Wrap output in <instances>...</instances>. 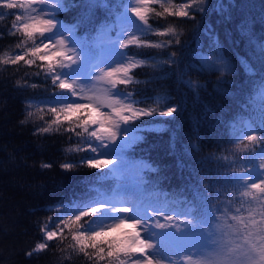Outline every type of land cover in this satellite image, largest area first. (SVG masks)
<instances>
[{
    "label": "snow or ice",
    "instance_id": "6c2138e0",
    "mask_svg": "<svg viewBox=\"0 0 264 264\" xmlns=\"http://www.w3.org/2000/svg\"><path fill=\"white\" fill-rule=\"evenodd\" d=\"M238 7L236 0L0 2V8L18 10L8 34L18 37L19 50L0 54V65L36 69L24 73L29 79L16 80L17 88L41 87L32 77L47 85L43 98L25 100L21 123L42 122L34 135L70 134L60 168L91 170L77 179L70 195L48 206L56 215L40 223L43 240L27 257L46 251L53 240H70L60 251L71 249L95 264H264V11L259 20L253 16L238 25L249 51L236 53L235 62L225 55L212 23L214 16L230 22ZM152 17L191 21L195 27L185 36L171 22L153 27ZM225 36L230 46L239 45ZM133 48L158 51L130 52ZM142 67L156 75L136 80L135 70ZM238 68L239 83L229 79ZM194 75H216L212 91L230 96L237 110L229 115L218 106L216 115L201 98L207 84ZM165 79L176 84L175 96L138 100L136 89H128L140 83L147 89ZM189 93L194 107L202 105L199 119L191 118L193 135L220 149L236 145L231 155L241 154L239 160L212 154L206 159L213 167L203 161L198 170L190 166L189 149L199 145L189 136V143L177 148ZM165 133L168 155L183 181L170 190L161 187L172 179L163 174L167 166L134 158L150 135ZM80 153L86 155L67 159Z\"/></svg>",
    "mask_w": 264,
    "mask_h": 264
},
{
    "label": "trees",
    "instance_id": "16d2710c",
    "mask_svg": "<svg viewBox=\"0 0 264 264\" xmlns=\"http://www.w3.org/2000/svg\"><path fill=\"white\" fill-rule=\"evenodd\" d=\"M236 4L239 7L232 10L233 17L230 22H223L222 18L215 16L212 19L219 39L224 42L225 55L232 58L233 62H235L236 53L247 55L249 51L246 42L239 37L238 25L245 18L251 20L253 16L259 20L261 12L264 11V0H236ZM17 11L16 9L0 8V54L5 51L10 53L19 51L15 48L18 37L8 34L14 21V13ZM197 19L199 20V16ZM149 22L153 27L165 26L166 23L171 22L177 26L178 30L183 31L185 36L190 35L195 27L194 22H185L172 17H169L168 21L152 17ZM259 28L260 25L257 23L255 29L258 31ZM226 33L231 35L232 40H239L237 47L230 46L225 36ZM80 34H84L83 30ZM148 38L159 39L155 36ZM129 51L155 54L158 50L133 48ZM139 58L143 59L144 57L140 56ZM26 71L34 72L36 69H25L22 64L21 66L0 65V264H95L94 261H89L82 254H77L71 249L65 252L60 251L70 240H65L64 244L53 240L46 251L34 255L32 258L25 255L27 251L32 250L38 242L43 240L40 223L49 215H56L55 212L46 210L48 206L54 205L70 195L76 186L77 179L91 171L81 169L79 172H66L60 168L59 165L66 160L64 149L70 143L68 140L70 134L34 135L35 128L42 122L29 120L27 123H21L26 115L25 100L33 97L42 98L46 95L42 77H32L30 80V82L40 84L41 87L35 89L16 87V80L29 79L24 76ZM134 75L136 80L143 82L150 76L156 75V72L150 67H142L136 69ZM242 76L243 70L238 68L237 74L229 79L239 83ZM193 79L207 84V93L202 92L201 98L211 107L217 109L216 115H219L218 106L227 109L229 115L237 110L236 103L230 96L219 95L212 91V86L218 79L216 75H194ZM128 89H136V99L143 100L145 97L157 94L175 96L176 84L165 79L147 89L143 83L131 84ZM182 91H187V89H182ZM233 91L234 89L229 87V92ZM193 99L194 97L189 93L188 110L184 114L183 126L179 133L180 143L177 144V148L181 149L183 145H187L188 137L192 136L193 143L199 147L196 151L189 149L188 163L192 168L198 170L201 167V161L204 162L205 167H213L208 164L206 158L212 154L216 156L229 155L232 152H226V150L232 148L233 145H227L226 150L220 149L213 141H208L206 138L198 140L193 135L191 118L199 119L202 111V105L193 106ZM200 136H205L204 128H201ZM167 141V133L163 137L155 134L150 135L147 143L138 146L134 158L145 157L150 162L162 167L167 166L163 174L171 176L172 179L170 183L165 182L161 187L170 190L179 188L183 181L177 178L178 173L173 165L175 158L168 155ZM140 149H144V151H140ZM82 155L86 154L80 153L67 159H78ZM41 163H51L53 166L50 169H43L40 167ZM184 175H187V172Z\"/></svg>",
    "mask_w": 264,
    "mask_h": 264
},
{
    "label": "rangeland",
    "instance_id": "374dc122",
    "mask_svg": "<svg viewBox=\"0 0 264 264\" xmlns=\"http://www.w3.org/2000/svg\"><path fill=\"white\" fill-rule=\"evenodd\" d=\"M138 58H139V57H138ZM44 86L47 87V85H44ZM46 95H47V93H46ZM42 98H43V97H42ZM236 147H237L236 145H233V147L230 148V149H228V150H226V152H228V151L234 152V151H236ZM263 147H264V146H263ZM240 155H241V154L238 153L236 156H232L231 153H230L228 156H229L230 159L239 160ZM229 192H237V190H236V189H230ZM213 195H215V194H213ZM237 195H238V192H237ZM226 198H227V195H226V194L221 196V200H222V201H223V200H226ZM178 219H179V218H178Z\"/></svg>",
    "mask_w": 264,
    "mask_h": 264
}]
</instances>
